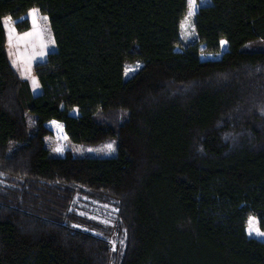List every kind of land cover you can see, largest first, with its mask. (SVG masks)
<instances>
[{"label":"trees","instance_id":"trees-1","mask_svg":"<svg viewBox=\"0 0 264 264\" xmlns=\"http://www.w3.org/2000/svg\"><path fill=\"white\" fill-rule=\"evenodd\" d=\"M30 9L55 44L33 68L35 96L5 48L4 19L25 32ZM255 41L264 0H0V264H111L79 229L81 197L115 210L116 264H264L246 233L249 216L264 231ZM110 139L114 156L83 152Z\"/></svg>","mask_w":264,"mask_h":264},{"label":"rangeland","instance_id":"rangeland-1","mask_svg":"<svg viewBox=\"0 0 264 264\" xmlns=\"http://www.w3.org/2000/svg\"><path fill=\"white\" fill-rule=\"evenodd\" d=\"M193 20L194 16L189 14L181 21L180 38L183 44L193 42L196 38ZM31 21L32 29L28 34H25L19 40L10 38L12 45L10 48V65L15 70L18 69L19 72V69H21V75H24L25 79L33 73L32 76L38 85L33 67L46 60L47 54L55 50V44L47 21L39 22L37 25H35L33 18H31ZM34 38H36L35 41ZM262 49H264V42L261 41L251 42L244 46V50L247 51ZM15 54L16 57L17 54L19 55V60H15ZM24 65L27 67V71L22 69ZM140 66L141 64L137 62L126 63L124 65V78L135 73ZM29 124L31 125L30 119ZM109 145H111V148H109ZM116 146V140L110 139L100 145H85L83 146V152L88 156L110 157L115 155ZM80 200L82 202H78L77 204L78 210L76 211V215L89 220L91 227L79 229H82L93 237L102 238L110 248L113 260L111 264H116L121 257V247L119 248L118 237L114 228L115 210L112 207L85 197H81ZM246 233L250 238L264 241V231L259 228L257 219L253 216H249L247 219Z\"/></svg>","mask_w":264,"mask_h":264},{"label":"crops","instance_id":"crops-1","mask_svg":"<svg viewBox=\"0 0 264 264\" xmlns=\"http://www.w3.org/2000/svg\"><path fill=\"white\" fill-rule=\"evenodd\" d=\"M26 18L28 19L29 21V24H30V28L25 31V32H22V33H18L15 28H14V23L11 19L9 18H5L4 19V28H5V32H6V44H5V48H6V52H7V57H8V61L10 63V48L12 47L11 45V41H10V38H14V39H21L22 36H24L25 34H28L31 29H32V25H31V18L34 19V22H35V25H37L39 22H46L47 21V17L45 15H41L37 9H30L27 13H26ZM48 23V21H47ZM13 39V40H14ZM36 38H34V41H35ZM19 55L17 54V57H16V54H15V60H19ZM44 62V61H43ZM12 67V66H11ZM24 67V68H23ZM22 67L23 70L27 71V67H25V65ZM34 68V67H33ZM12 69L14 70V72L17 74V76L20 78V79H23V80H26L28 83H29V86H30V90H31V93L35 96V95H38L40 94L41 92V88H40V85L36 84V81L34 80L32 74H30V77H28L27 79H25L21 74H22V70H20V72L17 70H15L14 67H12ZM34 70V69H33ZM35 75V73H34ZM36 77V76H35ZM37 80V79H36ZM38 82V81H37Z\"/></svg>","mask_w":264,"mask_h":264},{"label":"snow or ice","instance_id":"snow-or-ice-1","mask_svg":"<svg viewBox=\"0 0 264 264\" xmlns=\"http://www.w3.org/2000/svg\"><path fill=\"white\" fill-rule=\"evenodd\" d=\"M109 148H111V145H109Z\"/></svg>","mask_w":264,"mask_h":264}]
</instances>
